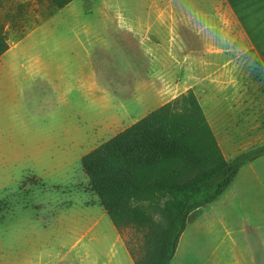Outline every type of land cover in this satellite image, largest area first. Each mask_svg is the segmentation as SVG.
<instances>
[{
	"label": "rangeland",
	"instance_id": "1",
	"mask_svg": "<svg viewBox=\"0 0 264 264\" xmlns=\"http://www.w3.org/2000/svg\"><path fill=\"white\" fill-rule=\"evenodd\" d=\"M245 26L225 0H0V33L7 50L25 63L23 78H50L53 70L58 78L80 71L100 78L96 123L86 141L106 140L191 88L228 159L264 144V64ZM68 30L77 40L73 34L69 38ZM48 57L54 68L47 67ZM208 63L215 76L224 78H208ZM140 103L143 110L137 113ZM111 113L125 119L110 122ZM61 149L54 144L46 151L59 156ZM17 186L0 195V232L13 229L2 224L4 219L51 215L68 204L84 188L83 173L53 182L27 174ZM140 205L145 222L120 228L139 259L148 242L158 244L167 224L163 211ZM260 233L264 238V154L243 164L217 199L188 215L170 263L201 264L213 258L221 264L228 245L223 238L248 237L253 246Z\"/></svg>",
	"mask_w": 264,
	"mask_h": 264
},
{
	"label": "crops",
	"instance_id": "2",
	"mask_svg": "<svg viewBox=\"0 0 264 264\" xmlns=\"http://www.w3.org/2000/svg\"><path fill=\"white\" fill-rule=\"evenodd\" d=\"M225 1L247 24L243 29L264 64V0ZM68 34L77 40L76 33L68 30ZM46 64L54 68L49 57ZM33 65L37 66L35 58ZM24 67L15 51L0 55V195L17 190L18 182L27 174L53 182L76 179L83 173L84 188L51 215L20 214L21 219L10 223L8 218L2 220L4 226L13 229L0 232V264H135L123 234L89 188V178L81 164L83 155L123 130L95 143L85 140L86 132L96 123L94 110L102 94L100 78L81 71L74 77L67 73L58 78L54 70L50 78H23L20 70ZM205 71L208 78H224L214 75L210 63ZM142 104L137 106V113L142 112ZM123 108L128 113L124 105ZM109 117L110 122L118 117L125 119L116 113ZM128 117L132 118V114ZM54 144L62 147L59 156L46 151ZM222 243L228 245L224 256L221 254V264H264V245H255L264 244L261 233L253 238V246L248 237L240 241V236L225 237ZM209 255L213 256V252ZM201 262L215 264L213 258Z\"/></svg>",
	"mask_w": 264,
	"mask_h": 264
},
{
	"label": "trees",
	"instance_id": "3",
	"mask_svg": "<svg viewBox=\"0 0 264 264\" xmlns=\"http://www.w3.org/2000/svg\"><path fill=\"white\" fill-rule=\"evenodd\" d=\"M7 49L0 33V55ZM261 154L264 144L226 158L189 88L83 155L81 164L119 230L145 222L140 203L163 211L167 224L158 244L148 242L140 259L127 248L135 264H169L188 215L217 199L242 165Z\"/></svg>",
	"mask_w": 264,
	"mask_h": 264
},
{
	"label": "water",
	"instance_id": "4",
	"mask_svg": "<svg viewBox=\"0 0 264 264\" xmlns=\"http://www.w3.org/2000/svg\"><path fill=\"white\" fill-rule=\"evenodd\" d=\"M162 202H163V200H162Z\"/></svg>",
	"mask_w": 264,
	"mask_h": 264
}]
</instances>
